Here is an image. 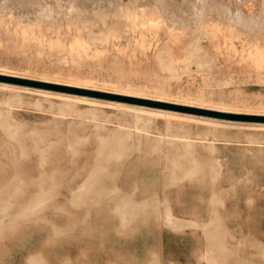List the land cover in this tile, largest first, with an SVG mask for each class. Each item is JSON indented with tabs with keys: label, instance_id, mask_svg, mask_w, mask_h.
Here are the masks:
<instances>
[{
	"label": "rangeland",
	"instance_id": "1",
	"mask_svg": "<svg viewBox=\"0 0 264 264\" xmlns=\"http://www.w3.org/2000/svg\"><path fill=\"white\" fill-rule=\"evenodd\" d=\"M129 1L83 0L70 9L63 0L54 27L31 24L41 15L36 4L0 2V113L18 123L9 139L17 148L6 151L0 119V208L8 213L0 264H213L205 252L218 264H264V59L255 56L264 48V7L245 0L241 11V0H227L211 13L213 0H173L180 9ZM146 12L160 27L139 24ZM86 29L82 48L73 40ZM196 39L204 51L188 59ZM116 133L129 145L119 158L106 148ZM35 141L48 149L44 162ZM16 157L20 167L9 162ZM106 157V171L121 170L115 182H85ZM173 159H196L199 169L171 183ZM13 171L25 179L20 189L3 178ZM43 171L51 183H33ZM159 198L179 227L159 219Z\"/></svg>",
	"mask_w": 264,
	"mask_h": 264
},
{
	"label": "bare ground",
	"instance_id": "2",
	"mask_svg": "<svg viewBox=\"0 0 264 264\" xmlns=\"http://www.w3.org/2000/svg\"><path fill=\"white\" fill-rule=\"evenodd\" d=\"M2 1H9V0H0V2H2ZM10 1H12L13 2V4L14 3H16V5L18 4V3H21L22 4V6L24 5V7H30L31 5H33V4H36V5H38V7H39V9L41 10V15L39 14V19H38V21H34L35 20V18H34V20L31 22V24L32 25H34V24H40V25H42V24H44V23H47L48 24V26H49V24L52 26V27H54V24H55V21H52L53 20V18H52V12L54 13V12H57V14H58V16L60 17L61 16V10L59 9L60 7H61V1H63V0H10ZM65 1V0H64ZM67 1V0H66ZM69 2H70V9L71 8H74L75 6H79V4L81 3L80 1H83V0H79V2H78V4L76 3L77 2V0H68ZM138 1H140V0H130L128 3H130V2H132L133 3V5H136V2H138ZM155 2H156V4L158 5V6H160V7H163L164 9H167V8H169V7H177V4H176V1L174 2L173 0H163V3L161 2V0H154ZM196 1V3H200V2H202V3H205V0L203 1V0H195ZM207 1V0H206ZM208 1H210V0H208ZM214 1H216L218 4H215V2ZM222 1H227V0H213V4L211 5V7H213L211 10L209 9V7H208V11H210L211 13H213V12H215V9L218 7V5H222L221 3H222ZM229 1H233V0H229ZM257 1H259L260 2V4L262 5V7H264V0H257ZM191 2H194L193 0L191 1ZM237 2V1H236ZM243 2H245L246 3V1L245 0H241L239 3L241 4V6H239V7H237L236 9L238 10V8H239V10H241V9H243L242 8V3ZM252 2H254V1H252ZM140 3V2H139ZM202 3H201V7H202ZM211 3H212V1H211ZM239 3H237V4H239ZM123 4H125V3H123ZM122 4V5H123ZM153 2H151V1H145V2H143L142 3V6L143 7H145V8H150L151 6H153ZM192 4V3H191ZM208 4H209V2H208ZM234 4H236L235 3V1H234ZM2 5V4H1ZM81 5H82V3H81ZM186 5H188V4H186ZM185 5V6H186ZM193 5V4H192ZM196 4H194L193 5V7H196L195 6ZM206 5H207V3H206ZM206 5H204V9H206ZM5 6V5H4ZM11 6V5H10ZM19 6V5H18ZM83 6V5H82ZM81 6V7H82ZM92 6V5H91ZM116 6V5H115ZM129 6H130V4H129ZM157 6V7H158ZM178 6H180V3L178 4ZM210 6V5H209ZM217 6V7H216ZM223 6V5H222ZM237 6V5H236ZM236 6H233V8H235ZM260 6V5H259ZM68 7H69V4H68ZM77 7L75 8V9H77ZM80 7V6H79ZM103 7V6H102ZM224 7V6H223ZM228 7V6H227ZM226 7V8H227ZM231 7H232V5H231ZM231 7L228 9L229 11H227V9H226V13L229 15L230 13H231V11H232V13H233V8L231 9ZM241 7V8H240ZM127 8V7H126ZM131 8V7H130ZM178 9H180L181 7H177ZM197 8H198V6H197ZM59 9V10H58ZM114 9H115V7H114ZM132 9H133V7H132ZM195 9V8H194ZM219 9V8H218ZM218 9H217V11H218ZM223 9V8H222ZM230 9H231V11H230ZM58 10V11H57ZM69 10V9H68ZM122 10H123V8H122ZM125 10V9H124ZM131 10V9H130ZM198 10H199V8H198ZM201 10V9H200ZM127 11H128V9H127ZM220 11H222L221 9H220ZM242 11V10H241ZM69 12V11H68ZM114 12V11H113ZM117 12V11H116ZM139 12V11H138ZM162 12V11H161ZM209 12V13H210ZM229 12V13H228ZM3 13V12H2ZM35 13H37V12H35ZM125 13V12H124ZM234 13H235V11H234ZM262 13V11H257V12H255V11H253V13H251L252 15L254 14L255 16H259L260 14ZM264 13V12H263ZM91 14V13H90ZM117 15H118V13H116ZM133 14H135V13H133V12H129L128 14H127V16H132ZM198 14H200L201 15V13H198ZM205 14V13H204ZM235 14H237V13H235ZM238 14L239 15H235L236 17H239V19L243 16L242 14H240L239 12H238ZM28 15H29V13H28ZM112 15V14H111ZM122 15V14H121ZM125 15V14H124ZM137 15H139V20H140V25H142V26H148V27H152L153 28V30H154V28H158V27H160V21L159 20H156V19H152V18H149L148 17V13L146 12V13H139V14H137ZM207 15V14H206ZM2 16V15H1ZM34 16V15H33ZM63 16V15H62ZM95 16H97V14L95 15ZM126 16V15H125ZM195 16V15H194ZM218 16V15H217ZM227 16V15H226ZM233 16V15H232ZM241 16V17H240ZM66 17V16H65ZM91 17V16H90ZM98 17V16H97ZM118 17V16H117ZM122 17V16H121ZM179 17V16H178ZM244 18H245V16H243ZM63 18V17H62ZM84 18V17H83ZM83 18H81V17H77L76 19H74V20H77L76 22H78V21H80V23H82L81 21H83ZM89 18V17H88ZM114 18H115V16H114ZM119 18V17H118ZM135 18H137V17H135ZM134 18V19H135ZM212 18H215V16L213 17L212 16ZM211 18V19H212ZM218 18V17H217ZM217 18H215V19H217ZM232 18H234V16L232 17ZM244 18H243V20H244ZM4 19V18H3ZM9 19H10V17H9ZM20 19V18H19ZM87 19V18H86ZM91 19V18H90ZM109 19V18H108ZM126 19H127V17H126ZM131 19V18H130ZM162 19H164V18H162ZM207 19V18H206ZM225 19V18H224ZM231 19V18H230ZM248 19V18H247ZM250 19H252V17L250 16ZM6 20V19H5ZM65 20V19H64ZM129 20V19H128ZM222 20H223V17H222ZM254 20V19H253ZM14 21H15V19H14ZM13 21V22H14ZM19 21V20H18ZM60 21V20H59ZM69 21V20H68ZM73 21V20H72ZM127 21V20H126ZM134 21V20H133ZM213 21H214V19H213ZM228 21V20H227ZM232 21V20H231ZM235 21V20H234ZM240 21V24L241 23H243V22H241L242 20H239ZM256 21H257V19H256ZM84 22H86V21H84ZM95 22V21H94ZM98 22H100V20L98 21ZM102 22V21H101ZM164 22V21H163ZM218 22H221V19H220V21H218ZM245 22V25H246V21H244ZM251 22H252V20H251ZM254 22H255V20H254ZM253 22V23H254ZM129 23V22H128ZM127 23V24H128ZM230 23V22H229ZM233 24H235L234 22H232ZM5 25L7 24V23H4ZM3 24V25H4ZM9 24V23H8ZM30 24V23H29ZM46 24V25H47ZM64 24V23H63ZM72 24V26L74 25V23H71ZM85 24V23H84ZM95 24V23H94ZM132 24V23H131ZM130 24V25H131ZM248 24V23H247ZM255 24V23H254ZM20 25L22 26V24H21V22H20ZM80 25V24H79ZM102 25V24H101ZM133 25V24H132ZM131 25V26H132ZM201 25V24H200ZM251 25V24H250ZM1 26V25H0ZM64 26V25H63ZM75 26V25H74ZM85 26L88 28V25H87V23L85 24ZM103 26V25H102ZM169 27H170V25H168ZM167 26V27H168ZM203 26V25H202ZM227 26V25H226ZM231 26V25H230ZM248 25H246V27H247ZM14 27V26H13ZM30 27L31 28H33L32 26H29V27H26V30L25 31H30ZM38 27V26H37ZM37 27H35V28H37ZM199 27V26H198ZM208 27V26H207ZM211 27H212V25H211ZM217 27V26H216ZM216 27H215V29H214V32H215V30H217L216 29ZM235 27H237V26H235ZM2 28H4V27H2ZM17 28V27H16ZM40 28V27H39ZM38 28V29H39ZM47 27H45V29H46ZM71 28H73V27H71ZM77 28V27H76ZM143 28V27H142ZM203 28V27H202ZM245 28V27H244ZM1 29V28H0ZM37 29V30H38ZM67 29H68V26H67ZM126 29V28H125ZM130 29H131V27H130ZM167 29V28H166ZM178 29V28H177ZM203 29H205V27L203 28ZM263 29V28H262ZM3 30V29H2ZM1 30V31H2ZM14 30V29H13ZM22 30L23 29H21V32H22ZM54 30V29H53ZM52 30V31H53ZM56 30V29H55ZM73 30V29H72ZM139 30L140 29H138V33H139ZM170 30V29H169ZM247 30V29H246ZM20 31V30H19ZM68 31V30H67ZM81 31V30H80ZM125 31H127V30H125ZM172 31H173V29H172ZM239 30H237V32H238ZM248 31V30H247ZM17 32H18V29H17ZM24 32V31H23ZM22 32V33H23ZM45 32H47V29H46V31ZM73 32V31H72ZM101 32V31H100ZM258 32V31H257ZM4 33V32H3ZM38 33V32H37ZM59 33V32H58ZM70 33V32H69ZM75 33H76V31H75ZM78 33V32H77ZM91 33V31L90 30H88V29H86V30H84V32H81V33H78V34H76V39L75 40H73V41H75L74 42V44L75 45H77V46H79V45H82V44H84L85 42V40L83 41V40H81L79 37L80 36H83L84 34L86 35L85 37H87L89 34ZM123 33V32H122ZM146 33V32H145ZM163 33V32H162ZM20 34V33H19ZM18 34V35H19ZM40 34V33H39ZM56 34H57V32H56ZM55 34V35H56ZM98 34H99V32H98ZM117 34V32L116 31H114V30H112V31H110L109 33H104L101 37H98V39L100 38V39H102V38H105L107 35H116ZM155 34V33H154ZM170 34V33H169ZM12 35V34H11ZM10 35V36H11ZM14 35V34H13ZM16 35H17V33H16ZM25 35V34H24ZM131 35H132V33H131ZM138 35V34H137ZM149 35V34H148ZM222 35V34H221ZM232 35V34H231ZM237 35V34H236ZM250 35V34H249ZM253 35V34H252ZM251 35V36H252ZM20 36V35H19ZM22 36V35H21ZM72 36V35H71ZM108 36V37H109ZM139 36V35H138ZM189 36V35H188ZM223 37H224V35H222ZM33 37H34V35H33ZM50 37V36H49ZM63 37V36H62ZM139 37H141V36H139ZM143 37V36H142ZM249 37V36H248ZM37 38V37H36ZM42 38V37H41ZM189 38V37H188ZM12 39V38H11ZM30 39V38H29ZM44 39V38H43ZM141 39V38H140ZM153 39V38H152ZM187 39V38H186ZM219 39V38H218ZM250 39H251V37H250ZM250 39H249V41H250ZM38 40V39H37ZM47 40H48V38H47ZM55 40H56V38H55ZM109 40V39H108ZM212 40V39H211ZM253 40V39H252ZM251 40V41H252ZM32 41V40H31ZM51 41V40H50ZM73 41L71 42V43H73ZM89 41V40H88ZM95 41H97V40H95ZM110 41V40H109ZM114 41V40H113ZM116 41V40H115ZM114 41V42H115ZM229 41V40H228ZM245 41V40H244ZM250 41V42H251ZM33 42H34V40H33ZM38 42V41H37ZM63 42V41H62ZM125 42V41H124ZM135 42V41H134ZM133 42V43H134ZM151 42V41H150ZM164 42V41H163ZM210 42V41H209ZM261 42H262V40H261ZM260 42V43H261ZM263 42H264V39H263ZM27 43H28V40H27ZM47 43V42H46ZM59 44H60V42H58ZM126 43V42H125ZM216 43H218V42H216ZM224 43V42H223ZM245 43V42H244ZM258 43V42H257ZM29 44V43H28ZM39 44V43H38ZM45 44V43H44ZM73 44V45H74ZM102 44V43H101ZM106 44V43H105ZM118 44V43H117ZM147 44H149V43H147ZM156 44V43H155ZM211 44H213V43H211ZM247 44V43H246ZM262 44V43H261ZM260 44V45H261ZM54 45H55V43H54ZM65 45H66V43H65ZM108 46H106V47H109V43L107 44ZM130 45H131V43H130ZM135 45V44H134ZM133 45V46H134ZM223 45V44H222ZM48 46V45H47ZM50 46V45H49ZM155 46V45H154ZM154 46H153V48H154ZM64 47V46H63ZM76 47V46H75ZM148 47V46H147ZM250 48H251V46H249ZM249 47H248V49H249ZM61 48V47H60ZM82 48H83V45H82ZM102 48V47H101ZM110 48H112L111 46H110ZM109 48V49H110ZM258 48H259V51H254L255 53V56L257 55V56H259L261 59H264V48L262 47V50L260 49V46H258ZM81 49V48H80ZM131 49V48H130ZM219 49V48H218ZM111 50V49H110ZM149 50V49H148ZM256 50V49H255ZM103 51V50H102ZM116 51H117V49H116ZM115 51V52H116ZM204 51V49L199 45V43H198V40L196 39L195 40V42H194V48L191 50V52H190V55L188 56V59H190V58H192L195 54H201V52H203ZM120 53V52H119ZM123 53V52H122ZM247 53H248V51H247ZM248 55V54H247ZM247 57V56H246ZM249 57V56H248ZM201 64V63H200ZM201 66V65H200ZM134 111V110H133ZM155 114V113H154ZM0 119L1 120H3V121H7L6 123L7 124H5L6 125V134H7V139H5L4 141H5V143H4V146H3V149L4 150H6V151H9V150H12V151H14V150H16V146L15 145H13V144H11L10 143V141H9V139H11V138H13L14 137V135H15V129H16V126H18V123H13V122H9L8 121V118L6 117V116H4L3 115V113H0ZM97 121V120H96ZM56 128H57V126H56ZM213 130V129H212ZM212 135V134H211ZM135 137V136H134ZM186 137V136H185ZM115 139L113 140V141H111L107 146L108 147H106V148H108V152H109V154L111 155V156H117L118 158L119 157H121V154L125 151V150H127L128 149V147H129V145H127L126 143H124V142H122V138H121V134L120 133H116V136L114 137ZM36 143H35V145H34V150L35 151H38L39 153H40V160H41V162H44V161H46L47 160V156H46V153H45V151L46 150H48V149H44V148H42V147H40L39 145H38V141H35ZM1 145V144H0ZM19 145L22 147V156L23 155H26V156H28V152H26L27 151V148L30 146L29 144H28V142L26 141V139L25 138H22V139H20L19 140ZM189 144H186V146H185V148L186 149H188L189 147ZM1 147V146H0ZM157 148L156 147H154V146H152L151 147V150H156ZM163 154V153H162ZM120 160V159H119ZM217 160V159H216ZM221 160V159H220ZM19 161H20V159H18V157H16V158H12L9 162H11V163H13L14 164V167H20V165H19ZM22 161V160H21ZM217 162H218V160H217ZM221 162H222V160H221ZM110 163V158H108V157H106V158H97L96 159V161H95V168L92 170V171H89V173L87 174V176H86V179H85V182H87V183H98V184H101V183H105V182H115V180H116V177H117V172H120L121 170L120 169H116L115 171H117V172H110V171H106V166L108 165ZM119 165H121V164H119ZM219 166V165H218ZM216 167V166H215ZM184 169V171H183V175L181 176V177H179V174H177L178 173V169ZM220 168V167H219ZM226 168V167H225ZM170 169H171V173H172V176H171V183H173V182H175L176 180H178V179H180V178H183V177H190L191 175H193V174H195V172L199 169V164H198V161L196 160V159H193V160H191V162H190V164H189V166H185L184 164H182V162L180 161V160H177V159H173L172 161H171V166H170ZM221 171V170H220ZM217 170H216V168H212V170H211V177H212V179L214 180L216 177H217ZM22 174L21 173H17V172H15V171H13L12 172V174L11 175H9V176H4L3 178L5 179V181L7 182V183H11V182H16V184H17V188L18 189H20L19 187H21V185H23L24 183H25V179L21 176ZM60 179L62 180V181H60L61 183H64V182H66L65 181V179H64V177H60ZM32 180H33V183H35V184H45V183H51V181L53 180V178L48 174V173H46L45 171H43V172H41L38 176H36V177H33L32 178ZM134 181H137V180H134ZM125 182H127V181H125ZM81 187H83V185L82 186H80V188ZM69 189H71V190H73L72 192H77V189H74V187H70ZM81 189H79V191H80ZM17 192V191H16ZM43 192H48V190L47 189H44L43 188ZM13 201V200H12ZM165 201H166V199L165 198H159L158 199V206L157 207H159V219L162 221V222H165V221H167L169 224H171L173 227H179V225L174 221V218H173V213L171 212V209L170 208H168L167 206L165 207V209H163L162 207L163 206H165L167 203H165ZM125 203L123 202V204L122 205H120V209H118L119 211H120V213H121V215H122V217H123V221H125L126 220V216H127V212H126V208H125ZM1 209V208H0ZM0 213H2V215L0 214V236H1V234H2V232L4 231V225L3 224H1L2 223V220H4L3 218H4V216L5 215H8V213H7V210H6V208H2L1 209V211H0ZM18 213H21L22 215L23 214H25L26 213V208H22L21 210H19L18 211ZM7 220H8V218H7ZM9 228H11V230L12 229H14V228H16V226H17V224H18V218L17 217H14V218H12L11 220H10V222H9ZM188 229V228H187ZM204 238V237H203ZM204 258L206 259V260H208V261H212L213 262V264H218V260H217V258L216 257H213V256H211L209 253H207V252H205L204 254Z\"/></svg>",
	"mask_w": 264,
	"mask_h": 264
},
{
	"label": "water",
	"instance_id": "3",
	"mask_svg": "<svg viewBox=\"0 0 264 264\" xmlns=\"http://www.w3.org/2000/svg\"><path fill=\"white\" fill-rule=\"evenodd\" d=\"M12 81H18V79H12Z\"/></svg>",
	"mask_w": 264,
	"mask_h": 264
}]
</instances>
